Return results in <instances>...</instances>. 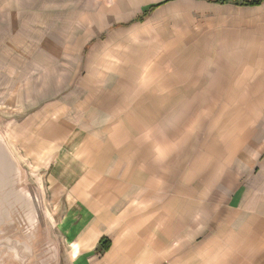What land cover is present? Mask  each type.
Instances as JSON below:
<instances>
[{
  "label": "crops",
  "instance_id": "1",
  "mask_svg": "<svg viewBox=\"0 0 264 264\" xmlns=\"http://www.w3.org/2000/svg\"><path fill=\"white\" fill-rule=\"evenodd\" d=\"M162 1L143 21L132 22L136 15L116 24L105 21L102 27L142 23L161 10L173 7L177 10L171 5L162 9L177 0H141L140 14ZM206 1L209 4L185 8L187 14L201 15L198 27L186 28V38L194 39L201 47L188 51L193 56H181L187 84H183L182 77L177 80L176 70L169 72L170 82L165 84L168 90L156 86L169 94H157L162 98L151 118H146L149 105L146 91L137 95L143 84L139 83L140 78L149 75L147 65L135 69L133 64L123 68L127 77H131L124 78L123 83L113 79L110 85L103 86L99 84L101 77L95 78V84L88 88L91 95L87 96L94 105L89 108L91 123H78L73 116L65 118L67 122L51 119L50 105L26 119L27 137L22 146L27 156H33L31 161L29 157L26 159L35 165L49 157L44 169L46 174H52L48 177L54 184L50 188L54 187V193L61 192L57 228L72 254V264H264L263 133L251 134L256 143H239L229 151L240 171L234 170L233 184H227L226 178L213 184L214 188L227 184L216 200L219 207L215 215H211L210 191L199 202L178 197L176 193L163 203V196L169 191L166 189L188 187L193 171L187 160L189 140L192 150L194 140L203 142L204 156L211 150L218 151L211 149V141L216 143V137L210 135L207 119L206 103L212 94L209 81L204 84L203 80L204 86L200 87L204 97L196 100L191 95L194 87L188 76L196 75L199 63L232 60L236 74L239 71V76L257 78L259 84L251 89L254 97H258V92L264 94V1L259 4ZM203 7L214 8L216 12L210 15ZM104 12L102 7L92 12L91 20L102 22ZM171 54L169 60H173ZM142 59L146 61L147 56ZM153 98L155 101L156 96ZM215 100L214 97L212 101ZM65 101L62 97L57 106L54 104L62 108L59 117L64 116L61 106ZM257 103L254 105L258 109ZM162 118L172 129L167 136L154 135L153 144L144 126ZM240 138L241 135L237 137ZM153 147H157L161 156H157L158 151L155 154ZM40 168L41 165L39 173ZM169 172L176 176L167 178L164 189L163 173ZM195 205L201 207L195 209ZM194 237H202L201 242L193 244ZM106 238L110 240L109 248L99 252L100 241ZM163 238H167V245Z\"/></svg>",
  "mask_w": 264,
  "mask_h": 264
},
{
  "label": "rangeland",
  "instance_id": "2",
  "mask_svg": "<svg viewBox=\"0 0 264 264\" xmlns=\"http://www.w3.org/2000/svg\"><path fill=\"white\" fill-rule=\"evenodd\" d=\"M141 4V0H0V132L23 172L20 186L24 190L29 189L28 196L38 197L41 204V220L35 230L30 217L34 208L27 200L22 198L3 206L0 264H72V254L57 228L61 217V192L54 193V187L50 188V185H54L48 178L52 174H46L44 169L49 157L43 162L39 159L35 165L26 159H33L30 154H25L23 147L27 137V118L36 116L42 107L50 105L51 119L67 122L65 118L73 116L78 123H91L89 108L94 105L87 98L91 95L88 88L95 84V78L99 76V84L103 86L110 85L113 79L123 83L124 78H131L123 71L127 65L134 64L135 69H144V65H147L149 75L140 78L139 83L143 84L139 86L141 92L137 93L140 95L146 91L145 99L149 104L147 119L159 109L157 101L162 97L157 94H169V91L163 92L162 88L156 87L161 85L168 90L165 84L170 82L169 72L176 70L177 80L182 77L183 84H187L182 71L186 67L181 66L184 62L181 56H193L188 51L201 47L195 44L194 39L186 38V28L198 27L201 15L187 14L185 8L209 3L206 0H177L162 8L171 5L176 6L177 10L174 7V10H161L162 13L149 16L142 23L109 29L107 26L102 27L105 21L109 25L116 24L139 15ZM101 7L105 11L101 16L102 22L91 20V13ZM202 9L210 11V15L216 12L214 8ZM170 48L172 52H169ZM169 53H173V60H169ZM130 56H134L133 59ZM144 56H147L146 61L142 59ZM176 62L177 66L174 65ZM201 69L204 70V76L199 72ZM195 71L196 75H190L188 79L192 80L194 91L191 95L196 100L204 97L201 96V86L209 81L208 87L212 94L206 103L209 106L207 119L210 120V135L216 137V143L211 141V149L218 150L215 151L218 154L211 150L204 156L201 148L203 142L194 140L192 150V141L189 140L187 160L193 171L188 179V187L166 189L169 191L163 196V203L170 199V194L176 193L178 197H190L199 202L210 191L211 215H215L219 207L216 200L227 184L234 183V170L240 171L229 157V151L234 150L239 143H256L251 139V134H264V94L258 92V97H254L256 94L251 89L259 84L257 78L239 76V71L236 74L232 60L221 59L208 65L200 62ZM153 96H156L155 101ZM62 97L66 101L61 107L67 117H59L62 108L54 107ZM214 97L216 100L213 102ZM163 120H155V123L144 126L147 138L153 144L154 135H166L172 129ZM189 127L192 129V125ZM246 136L249 140H246ZM153 148L155 154L159 152L156 151L157 147ZM157 156H161V153ZM40 165L42 172L39 173ZM175 176H171L170 172L163 173L164 189L167 178L173 179ZM225 178L226 185L222 183L221 186L218 184L213 187L218 180ZM198 207L201 206L195 205V209ZM163 239L167 245V238ZM201 239L194 237L191 242L196 244ZM22 242L30 244V248L24 247ZM11 249H17V254L9 251ZM97 250L103 251L99 247ZM9 252L13 256H9Z\"/></svg>",
  "mask_w": 264,
  "mask_h": 264
},
{
  "label": "water",
  "instance_id": "3",
  "mask_svg": "<svg viewBox=\"0 0 264 264\" xmlns=\"http://www.w3.org/2000/svg\"><path fill=\"white\" fill-rule=\"evenodd\" d=\"M22 170L18 166V162L16 158L14 157L12 151L7 145L6 139L4 135L0 132V222L2 219V213H3V206L5 204H12L15 201H19L22 198L27 200V203H30L32 207L34 208V212L32 209V213L30 214L31 224L32 227L36 228L38 226L39 221L41 220V214H40V200L38 197H29L28 196V190H24L23 186L20 182L22 180ZM6 190V193H5ZM39 213V214H38ZM1 225V224H0ZM34 234V231H33ZM24 247L30 248V244L26 242H22ZM11 252H14L17 254V249H11L9 250ZM13 256L9 252V256Z\"/></svg>",
  "mask_w": 264,
  "mask_h": 264
},
{
  "label": "trees",
  "instance_id": "4",
  "mask_svg": "<svg viewBox=\"0 0 264 264\" xmlns=\"http://www.w3.org/2000/svg\"><path fill=\"white\" fill-rule=\"evenodd\" d=\"M163 2L164 1L150 5L147 10H145L143 13H141L140 15L136 16L135 18H133L132 22H134V21H143L150 11L155 9L157 6H159ZM259 3L260 2H253L251 4H259ZM109 245H110V240L101 239L100 244H99V248H101V250L104 251V250H107L109 248Z\"/></svg>",
  "mask_w": 264,
  "mask_h": 264
},
{
  "label": "built area",
  "instance_id": "5",
  "mask_svg": "<svg viewBox=\"0 0 264 264\" xmlns=\"http://www.w3.org/2000/svg\"><path fill=\"white\" fill-rule=\"evenodd\" d=\"M218 2H233V3H238V4H251L253 2H262L264 0H214Z\"/></svg>",
  "mask_w": 264,
  "mask_h": 264
},
{
  "label": "bare ground",
  "instance_id": "6",
  "mask_svg": "<svg viewBox=\"0 0 264 264\" xmlns=\"http://www.w3.org/2000/svg\"><path fill=\"white\" fill-rule=\"evenodd\" d=\"M1 201V200H0ZM0 205H1V203H0ZM0 214H1V212H0Z\"/></svg>",
  "mask_w": 264,
  "mask_h": 264
}]
</instances>
